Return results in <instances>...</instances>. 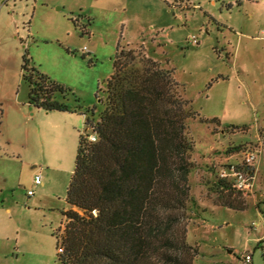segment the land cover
Masks as SVG:
<instances>
[{
    "label": "rangeland",
    "instance_id": "rangeland-1",
    "mask_svg": "<svg viewBox=\"0 0 264 264\" xmlns=\"http://www.w3.org/2000/svg\"><path fill=\"white\" fill-rule=\"evenodd\" d=\"M14 3L30 65L70 90L71 107L96 108V118L118 49L135 52L122 64L172 71L197 115L187 122L195 167L184 221L199 248L194 264H246L247 254L264 264V0ZM11 77L13 86L0 72V264H61L55 234L65 228L86 118L31 107L28 84L19 72ZM247 148L259 154L247 208H225L215 182Z\"/></svg>",
    "mask_w": 264,
    "mask_h": 264
},
{
    "label": "trees",
    "instance_id": "trees-1",
    "mask_svg": "<svg viewBox=\"0 0 264 264\" xmlns=\"http://www.w3.org/2000/svg\"><path fill=\"white\" fill-rule=\"evenodd\" d=\"M125 58L131 63L135 52L118 49L104 109L96 118V108L71 107L70 90L32 67L24 54L23 80L29 87L30 106L86 118L67 190L65 228L63 234H55L59 260L61 264H194L199 248L188 243L184 221L192 201L189 175L195 167L187 122L197 115L181 96L172 71L161 69L157 62L140 70L122 64ZM91 134L97 137L95 142L89 140ZM215 187L225 208H247L244 194L228 182L219 179Z\"/></svg>",
    "mask_w": 264,
    "mask_h": 264
},
{
    "label": "crops",
    "instance_id": "crops-1",
    "mask_svg": "<svg viewBox=\"0 0 264 264\" xmlns=\"http://www.w3.org/2000/svg\"><path fill=\"white\" fill-rule=\"evenodd\" d=\"M14 2L15 0H0V72L8 77L9 86H13L15 82L11 76L19 72L20 78H23L24 49L27 45L24 37L21 36L20 19L14 12L16 6ZM28 34L30 38V32ZM15 107L22 110L18 100H15Z\"/></svg>",
    "mask_w": 264,
    "mask_h": 264
},
{
    "label": "built area",
    "instance_id": "built-area-1",
    "mask_svg": "<svg viewBox=\"0 0 264 264\" xmlns=\"http://www.w3.org/2000/svg\"><path fill=\"white\" fill-rule=\"evenodd\" d=\"M193 44H198L197 38L193 37ZM89 140L95 142L97 137L94 134L89 136ZM259 159L258 150L255 148H247L242 153V158L239 163L231 164L227 166L221 172L219 179L224 180L231 184L233 188L238 191L242 192L243 194H247V192L252 190L253 187V175L254 170H252ZM42 183L41 177L36 176L35 184L40 185ZM28 195H34L33 191H29ZM60 252L62 249L59 250ZM246 264H251L253 261L252 254H247L244 257Z\"/></svg>",
    "mask_w": 264,
    "mask_h": 264
}]
</instances>
